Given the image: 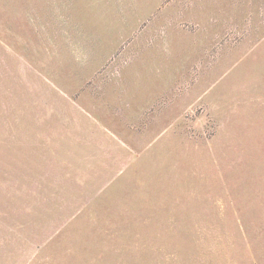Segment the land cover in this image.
Returning <instances> with one entry per match:
<instances>
[{
  "label": "rangeland",
  "instance_id": "1",
  "mask_svg": "<svg viewBox=\"0 0 264 264\" xmlns=\"http://www.w3.org/2000/svg\"><path fill=\"white\" fill-rule=\"evenodd\" d=\"M0 264H264V0H0Z\"/></svg>",
  "mask_w": 264,
  "mask_h": 264
}]
</instances>
